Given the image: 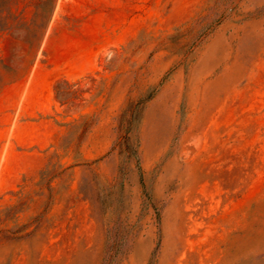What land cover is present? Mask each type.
Masks as SVG:
<instances>
[{
  "label": "rangeland",
  "instance_id": "rangeland-1",
  "mask_svg": "<svg viewBox=\"0 0 264 264\" xmlns=\"http://www.w3.org/2000/svg\"><path fill=\"white\" fill-rule=\"evenodd\" d=\"M228 2L0 0V264H102L118 225L121 264H264V0Z\"/></svg>",
  "mask_w": 264,
  "mask_h": 264
},
{
  "label": "trees",
  "instance_id": "trees-1",
  "mask_svg": "<svg viewBox=\"0 0 264 264\" xmlns=\"http://www.w3.org/2000/svg\"><path fill=\"white\" fill-rule=\"evenodd\" d=\"M224 5H230L228 0H224ZM45 32L41 33V38L40 41L44 38ZM165 82V79L161 81L160 85L155 88V90L147 96L144 100L137 101V102H129L123 109L121 114L118 117V127L119 131L124 135L126 141L130 139V134L135 131L139 133L142 117H143V110L146 106V103H148L156 94L158 91L159 87L163 85ZM62 83H65L67 86H70V83L67 80H63ZM55 93L58 98V100L62 103L65 104L67 102V97L65 96V93L63 91V88L61 87V82L56 83L55 85ZM88 114H84L83 117L87 118ZM92 117L89 116L84 123L81 125L82 129V135H85L91 125H92ZM127 143V142H126ZM138 148L139 145H137V151L135 153V156L137 158V167L138 171L140 173V184L143 189H145V184H144V177H143V167L140 161V157L138 154ZM98 161V160H97ZM50 167L44 169L41 172L42 178L48 177V183H47V189L51 191L52 187V182L53 180L59 175V174H53L49 175ZM157 219L158 223L160 224V214H157ZM39 216L36 218L38 219ZM121 226H114L110 229H108V234H107V248H106V253L102 259V264H121L123 260L126 259L130 248L131 244L130 241H132V238L127 236H123L122 231H121ZM132 233V232H131ZM134 236V233H132ZM130 234V235H132Z\"/></svg>",
  "mask_w": 264,
  "mask_h": 264
}]
</instances>
